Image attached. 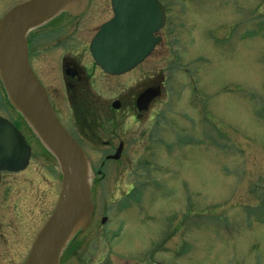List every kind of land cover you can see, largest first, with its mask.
<instances>
[{
    "label": "rangeland",
    "instance_id": "obj_1",
    "mask_svg": "<svg viewBox=\"0 0 264 264\" xmlns=\"http://www.w3.org/2000/svg\"><path fill=\"white\" fill-rule=\"evenodd\" d=\"M162 1L170 12L162 43L133 73L108 85L97 76L91 88L97 102L111 104L121 95L131 103L151 77L161 96L139 117L130 108L112 115L104 110L114 122L103 139L82 134L83 114L61 85L62 51L57 54L48 43L34 60L63 122L102 171L93 190L91 228H100L106 217L102 227L121 234L113 246L139 261L153 246L156 264H264V0ZM109 5L93 0L90 13L101 12L102 20L90 24L84 40L68 51L83 66L93 62L89 43L100 22L111 18ZM61 31L58 36L66 32ZM0 115L21 122L5 94H0ZM21 124L32 148L30 167L6 177L2 191L13 187L10 206L19 207L24 214L19 226L33 235L25 244L27 261L31 243L57 204L62 175L57 161ZM111 130L117 135L110 136ZM120 142L122 159L107 162ZM4 220L0 234L8 227ZM7 248L6 262L20 247Z\"/></svg>",
    "mask_w": 264,
    "mask_h": 264
},
{
    "label": "water",
    "instance_id": "obj_2",
    "mask_svg": "<svg viewBox=\"0 0 264 264\" xmlns=\"http://www.w3.org/2000/svg\"><path fill=\"white\" fill-rule=\"evenodd\" d=\"M90 0H29L0 21V81L9 108L57 161L62 188L56 208L37 236L25 264H60L76 236L90 228L95 215L92 163L82 147L58 120L43 86L28 59L27 36L63 14L82 15ZM114 18L105 24L91 45L98 66L111 75L137 67L161 41L164 10L158 0H112ZM160 94L145 92L137 102L140 112ZM116 109L119 105L115 106ZM124 144L107 160L121 159ZM31 148L8 120L0 117V180L2 173L26 170Z\"/></svg>",
    "mask_w": 264,
    "mask_h": 264
},
{
    "label": "flooded vegetation",
    "instance_id": "obj_3",
    "mask_svg": "<svg viewBox=\"0 0 264 264\" xmlns=\"http://www.w3.org/2000/svg\"><path fill=\"white\" fill-rule=\"evenodd\" d=\"M27 1L29 0H0V21L12 9H14L15 7ZM104 1L107 2V0H104ZM158 1L162 5L163 10H164V15H165V26L161 30L160 33L155 35V38L161 39L159 43L161 44L163 41V37L160 36V34L164 32L165 28L168 26L169 19H170V12H169V7L165 2H163L162 0H158ZM92 2L93 0H90L87 10L82 15L73 18V17L68 16L67 14H63L59 16L58 18H56L51 23H49L48 25L40 29L31 31L27 36L28 59H29L30 67L32 71L34 72L35 76L37 77L38 81L40 82V84L43 86L46 92V95L48 97V100L58 120L60 121L62 126L67 130V132L76 141L77 139L74 137L72 130L71 129L69 130L68 129L69 127L66 126V124L63 122L57 110V107L55 105V101L53 100L51 94L49 93V90L46 87V85L42 82L37 69L33 67L34 60L37 56L40 55L41 49L42 47H44V45L51 43L50 49L51 48L55 49V52L57 54L59 51H62L59 57L60 66H61V70H60L61 71L60 77L62 81L61 85L63 86L66 93H68V97L66 99H68L69 102H72V106H73V103H75V107L78 108L77 110H80L81 113L83 114V118H84L83 127H84L85 132H83L82 134L83 136L85 134L88 135L85 137H89V139H96V140L103 139V136L107 134L108 126L114 122V120L112 119H107L106 115L104 116V110L108 109L109 115H112V113H119V111L123 108H128V109L130 108L132 109V112H135L137 114L135 117H139L142 114L147 113L151 110L152 106L155 104V101L161 96V93H162L161 88L155 86V84L151 80V77H149L147 81V85L143 89L137 91L133 95V98H132L133 101L131 103H127L126 100L123 99L121 95L118 96L119 97L118 99L113 100L111 104L109 103L107 104L106 102L102 103L100 102V100L99 102H97L98 100L95 101V99L91 96V93H93L91 90V88L93 87L92 82L95 77L100 76L101 78H103V80H105L106 85L110 84L111 82L116 83L117 81H119L118 80L119 78L124 77L130 73H133L135 70H137L152 55L151 54L147 59H145L141 64H139L132 71L124 75H118V76H113V75H109L105 73L100 67L96 65L95 61L92 58L91 53L90 55H91V59L93 62H91L89 66H83L74 58L69 57V55H71V52L70 54H68L69 49L74 50L73 45L81 43V41L84 40V38L86 37V33L91 30L90 24L97 23V21L101 17H103V14L101 12L100 14L99 12L92 13V14L90 13V7L92 6ZM109 2H110L109 10L111 11L112 16L111 18L109 19L107 18L103 22H100L101 24L97 28L95 35L101 29V27L107 22H109L114 16L111 0H109ZM102 10L103 11L105 10L104 12H107L106 7L105 9H102ZM85 20L90 22L89 24H86V26L85 24H82L83 21ZM62 28H64L66 32L60 33V36H58V32H62L61 31ZM95 35L93 36V39ZM93 39H91L90 41L92 42ZM91 42L89 43V51H90ZM52 45H54V47H52ZM71 46L72 48H70ZM63 48H65L67 51ZM64 53H67V54H64ZM114 80H117V81H114ZM156 89L160 90L159 97L149 105L147 110L140 112L137 108V102L140 96H142L145 92L149 90H156ZM0 94L2 95V98H3L1 81H0ZM116 105H119L118 109H116L115 107ZM0 116L3 118H6L2 115ZM13 124L21 131V128L23 126L20 122L14 121ZM114 125L117 127V123H115ZM110 134H111L110 136L114 137L117 135V132L116 131L112 132L111 130ZM120 144H124V143L120 142L119 146ZM104 147H109L110 149H113L110 142H105ZM124 149H125V144H124ZM124 149L122 153H124ZM117 150H115V152H117ZM106 161L109 162L108 160ZM29 167H30V164L27 167V169L20 174H17V175L2 174V177H1L0 218L1 219L4 218L5 219L4 222L6 221V219L8 220L6 221L8 223V227L5 228L4 233L0 234V245H2L3 248H5L4 250L0 251V263L1 264H23V263L25 264L24 260L26 258L24 259L25 257L24 252L27 251L25 244L28 243V245H30L31 238L33 235L30 234V231L29 232L27 230L25 231L23 228L19 226L20 221L18 220V218H20V216L24 217V214H22L20 210H18L19 207L10 206L9 199L12 196L13 187L7 186V188H5L3 191L2 189L6 185L4 182V179L6 177L19 176L25 173ZM101 176H102V171L96 170L95 166L92 164V188L93 190L95 186H97V183L101 181ZM93 196H94V191H93ZM27 198H28V195L25 196L23 202ZM15 207H17L18 211L15 213V216L13 215V217H11L12 215L11 212L14 211ZM53 212L54 210L52 211L51 215L53 214ZM51 215L49 216V218L51 217ZM94 221H95V218L93 219V223ZM102 225H103V221H102V224H100V228H89L85 232L76 236L75 239L72 241V244L69 246V248L66 250V252L62 256L60 264H156L155 259H154L155 251L153 249V246H150L151 250L147 253V256L143 260L139 261L136 258V254L133 256L132 253H125L121 251L120 249H116L113 246V241L121 236V234L119 233V230L103 228ZM35 240L33 241L35 242ZM33 244L31 243L30 251L32 249ZM14 246H19L20 248L13 250L11 252L12 258H10L8 262H6V260L8 259V254H9L6 248L11 247L12 249ZM23 247L24 249H22Z\"/></svg>",
    "mask_w": 264,
    "mask_h": 264
}]
</instances>
